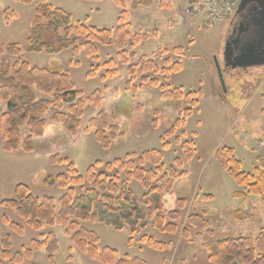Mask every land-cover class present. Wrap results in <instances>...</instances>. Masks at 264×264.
I'll return each instance as SVG.
<instances>
[{"label": "rangeland", "instance_id": "rangeland-1", "mask_svg": "<svg viewBox=\"0 0 264 264\" xmlns=\"http://www.w3.org/2000/svg\"><path fill=\"white\" fill-rule=\"evenodd\" d=\"M41 1L32 0L27 4L0 0V48L18 43L23 48L20 59L31 66L62 68L72 79L76 90L86 96L97 89L102 90L107 99L112 100L115 94L117 97L120 95V98H115L113 105L111 101L107 107L111 106L116 115H121L117 121L123 134L108 149L101 148L94 140L93 130H85L89 119L98 111L93 105H87L76 135H70L60 126H53L57 129L53 138L54 146L40 142L32 153L20 155L17 152H5L0 137V201L13 197L17 183L26 184L36 197L49 196L57 200L64 190L44 182L47 176L66 173L65 164H53L49 160L55 152L74 163L79 174L84 176L86 168L96 161L104 164L128 153H140L154 148L162 153L163 171L174 165L175 158H180L182 167L179 171L187 173L176 182L172 190L175 196L183 197L186 201L177 232L162 233L149 224L147 227L142 226L136 214L132 219L131 212L141 205L137 200L135 204L132 200V204L122 212H108L107 205H102V202L96 200L98 196L90 194L81 206L100 215L101 221L79 220L78 223L96 233L99 249L110 247L120 255L138 257L147 264H209V244L226 237L257 235L264 227V205L260 197L248 195L243 201L233 199L232 192L242 188L214 158L217 148L227 146L240 161L243 172H251L255 166L264 164V65L252 67L249 71L224 66L223 48L229 22H197L190 27L178 21L175 0H166V5H160V0H125L131 34L145 33L148 36L135 47L137 56L152 55L153 61L160 64L165 58L171 63L178 62L180 71H171L166 82L172 88H181L198 97L191 115L185 119L184 124L176 127L174 135L166 138L168 147L164 148L161 136L175 125L177 119L174 104L161 100L158 87L149 82L142 83V91L136 94L126 91V67L117 61V50L113 46L97 45L96 57L87 55L82 46L77 49L65 48L58 54L24 49L35 10ZM46 1L68 12L72 23L98 28L114 27L120 11L113 0ZM6 10L14 12L15 17L6 19ZM60 32L56 35L62 36ZM84 40L83 37H77L73 46L80 45ZM54 45H58L57 38ZM4 56L10 61L17 59L6 53ZM110 59L117 61V74L114 77L107 74L104 65ZM136 60L134 58L131 62L135 63ZM215 60L222 68L224 88L218 78ZM158 78L164 80L162 75H158ZM133 83L140 84L138 74ZM5 109V103H0V113ZM177 137L180 142L176 141ZM184 141L194 143V154L189 161L184 159ZM56 146L57 150L54 149ZM145 167L152 166L146 163ZM128 187L137 197L142 193L135 181ZM86 188V182L82 188L77 186L76 197L83 194ZM234 208L240 210L242 219L232 218ZM227 212L229 215H226ZM191 213L203 214L214 233L210 235L203 232L199 236L191 227L187 235L181 233L187 224L186 217ZM3 216L19 223L23 227L22 235L5 225ZM49 232L57 239V250L52 256V262L46 249L40 248L24 257L20 264H103L78 250L61 225H44L41 230L35 231L14 211L0 206V251L4 235L9 234L10 258L16 252L23 251V248H30L32 239ZM142 235L163 241L166 246L163 249H152L141 241ZM0 264H9V260Z\"/></svg>", "mask_w": 264, "mask_h": 264}, {"label": "trees", "instance_id": "trees-1", "mask_svg": "<svg viewBox=\"0 0 264 264\" xmlns=\"http://www.w3.org/2000/svg\"><path fill=\"white\" fill-rule=\"evenodd\" d=\"M15 1L27 4L32 2ZM113 2L120 8L116 25L112 28H98L83 23L74 24L68 12L42 0L35 10L24 49L58 54L65 48L77 49L82 46L87 55L96 57L97 45L113 46L117 50V61L126 67L128 74L126 91L136 94L142 91V83L149 82L152 86L158 87L161 100L174 104L177 115L175 125L161 136L162 146L167 148L166 138L174 135L176 127L184 124L196 106L198 97L191 92H184L181 88H172L166 82L171 71H180L181 66L178 62L171 63L165 58L160 64L144 54L137 57L135 47L148 36L145 33L131 34L130 16L125 8L126 1ZM166 4V0H160V5ZM5 17L13 18L15 14L11 10H6ZM59 32L62 36L56 35ZM77 37H83L85 40L80 45L73 46L77 42ZM56 38L57 46L54 45ZM22 49L18 43L0 48V103L6 105L5 111L0 113V137L5 152L22 151L29 154L40 142L54 146L53 138L57 134L54 125L60 126L70 135H76L80 128V118L87 105H93L98 111L89 119L88 128L85 130L88 131L89 128L93 130L94 140L101 148L108 149L113 141L123 134L117 121L121 115H116L111 106L107 107L111 101L113 105L115 98H120V95L117 97L115 94L112 100L107 99L104 92L97 89L86 96L76 90L72 79L62 68L31 66L20 59ZM5 53L17 59L10 61L4 56ZM134 58L137 60L132 63L131 60ZM117 61L110 59L104 64L107 67V74L111 77L117 74ZM137 74L140 76L139 85L133 83ZM158 75H162L164 80L160 81ZM176 141L180 142L178 137ZM182 148L184 159L191 160L194 143L184 141ZM214 158L242 188L234 190V198L243 200L248 195H256L264 205V164L255 166L251 172H243L240 161L227 146L217 148L214 151ZM49 160L53 164L66 165V173L54 177L47 176L44 179L47 185L55 184L64 190L57 200L49 196L36 197L31 194L26 184L17 183L14 186L13 197L0 201L2 208L14 211L31 229L39 231L44 225H61L78 250L103 264H147L141 258L120 255L117 250L110 247L99 249L97 247L99 237L96 233L78 223L79 220L101 221L100 215L81 206L90 194H94L95 197L98 196L97 201L102 202L104 206L107 205L108 212H122L130 203L132 204V200L134 204L137 200L141 205L139 208L136 207L135 213L131 212L132 219L136 214L138 222L145 227L150 221L149 226L157 231L168 234L177 232L183 219L181 211L185 209L186 202L183 197H177L172 192L176 182L187 175L186 171H179L182 167L180 158H175L174 165L163 171L162 153L153 148L140 153H128L122 158L104 164L96 161L86 168L84 176L79 174L74 163L61 157L59 153L52 154ZM146 163L152 167L146 168ZM134 181L142 190L138 197L128 187ZM84 182L87 183V188L83 194L76 197L75 188L77 186L82 188ZM115 205L117 207H114ZM2 221L13 232L22 235L23 227L19 223L9 220L6 216H3ZM209 226V220L202 214L191 213L187 216V224L181 233L187 235L188 228L191 227L195 229L197 235H202L203 232L212 235L213 231ZM10 240L9 234L4 235L0 263L8 259L9 264H20L24 257L30 256L33 251L40 248L46 249L52 262V256L57 250L56 236L49 232L32 239L30 248H23V251L16 252L10 258ZM141 241L152 249H163L166 246L165 242L149 235H142ZM207 249L209 264H264V227L255 236L222 238L209 244Z\"/></svg>", "mask_w": 264, "mask_h": 264}, {"label": "water", "instance_id": "water-1", "mask_svg": "<svg viewBox=\"0 0 264 264\" xmlns=\"http://www.w3.org/2000/svg\"><path fill=\"white\" fill-rule=\"evenodd\" d=\"M243 10L246 11L245 16L240 14ZM236 13L240 14L236 27L237 36L232 37L235 33L232 29L230 36L225 39L224 66L245 70L264 65V0H240ZM243 32H249L250 35L241 40L239 36ZM215 65L220 84L224 88L222 68L216 60Z\"/></svg>", "mask_w": 264, "mask_h": 264}, {"label": "built area", "instance_id": "built-area-1", "mask_svg": "<svg viewBox=\"0 0 264 264\" xmlns=\"http://www.w3.org/2000/svg\"><path fill=\"white\" fill-rule=\"evenodd\" d=\"M177 13L183 22L192 26L197 22L229 21L240 0H175Z\"/></svg>", "mask_w": 264, "mask_h": 264}, {"label": "flooded vegetation", "instance_id": "flooded-vegetation-1", "mask_svg": "<svg viewBox=\"0 0 264 264\" xmlns=\"http://www.w3.org/2000/svg\"><path fill=\"white\" fill-rule=\"evenodd\" d=\"M240 14H243V16H245V14H246V11L245 10H243ZM240 14H237V13H235L234 14V16H233V18H232V20H231V22H230V26H229V28H228V30H227V34H226V36H225V39H226V37H229L230 36V34H231V30L232 29H234L235 30V33H234V35H232V37H236L237 36V31H236V27H237V24H238V17H239V15ZM244 33V32H243ZM241 33V35L239 36V39H241V40H244L246 37H247V35L249 36L250 35V33L249 32H246V33ZM252 67H250V68H247V69H245V70H243V71H249L250 69H251ZM253 71V70H252ZM251 71V72H252Z\"/></svg>", "mask_w": 264, "mask_h": 264}, {"label": "crops", "instance_id": "crops-1", "mask_svg": "<svg viewBox=\"0 0 264 264\" xmlns=\"http://www.w3.org/2000/svg\"><path fill=\"white\" fill-rule=\"evenodd\" d=\"M116 25V24H115ZM3 146V145H2ZM58 146V145H57ZM57 146L54 148V149H56L57 150ZM37 149V148H36ZM50 149H52V148H50ZM17 153H19L20 155H24V154H26V153H24V152H22V151H16ZM234 192V191H233ZM233 192H232V198L234 199V196H233ZM246 199V198H245ZM245 199H243V200H245ZM243 200H241V201H243ZM232 212H233V214H232ZM232 212H231V216H232V218L235 220H240V219H242V216H241V212H240V210L239 209H233L232 210ZM237 212V214H235L234 215V213H236ZM203 215V214H202ZM226 215H229V212H227L226 213ZM147 227V226H146ZM234 227V224L232 225V228ZM213 231V230H212ZM214 233V232H213ZM200 236V235H199Z\"/></svg>", "mask_w": 264, "mask_h": 264}]
</instances>
